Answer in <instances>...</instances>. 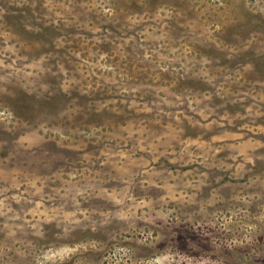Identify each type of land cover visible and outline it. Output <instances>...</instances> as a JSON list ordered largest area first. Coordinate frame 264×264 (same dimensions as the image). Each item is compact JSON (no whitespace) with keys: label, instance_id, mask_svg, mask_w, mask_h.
<instances>
[{"label":"clouds","instance_id":"9594fccd","mask_svg":"<svg viewBox=\"0 0 264 264\" xmlns=\"http://www.w3.org/2000/svg\"><path fill=\"white\" fill-rule=\"evenodd\" d=\"M261 141L264 0H0V264H264Z\"/></svg>","mask_w":264,"mask_h":264},{"label":"rangeland","instance_id":"374dc122","mask_svg":"<svg viewBox=\"0 0 264 264\" xmlns=\"http://www.w3.org/2000/svg\"><path fill=\"white\" fill-rule=\"evenodd\" d=\"M177 3H179V0H177ZM104 69H101L100 71H103ZM97 74H99V72L97 73ZM190 86H197L196 85V82L195 81H189V82H187ZM230 111H231V109H229ZM141 114H143V113H141ZM262 143H264V141H261ZM220 153H218V155H219Z\"/></svg>","mask_w":264,"mask_h":264}]
</instances>
